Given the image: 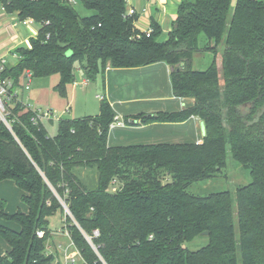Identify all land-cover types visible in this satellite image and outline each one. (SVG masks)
Returning <instances> with one entry per match:
<instances>
[{"label": "trees", "instance_id": "trees-1", "mask_svg": "<svg viewBox=\"0 0 264 264\" xmlns=\"http://www.w3.org/2000/svg\"><path fill=\"white\" fill-rule=\"evenodd\" d=\"M79 3L93 13L80 16L65 0H0L5 14L39 25L27 46L15 47L17 61L3 76L19 87L25 71L33 79L58 75L56 90L64 94L76 71L93 80L109 70L164 65L174 97L191 103L143 115L130 126L197 117L204 136L201 143H113L108 126L115 113L106 100L95 116L60 120L50 136L14 103L11 130L0 121V182L11 181L22 192L24 207L12 214L0 210V220L18 227L0 223L8 247L0 264L54 263L46 252L49 218L62 209L53 190L72 216L67 230L85 264H264V0H181L164 40L153 21L151 35H141L125 0ZM202 37L213 42L206 48L213 59L197 71L191 61ZM226 146L251 182L234 201L228 192L189 194L194 181L224 168ZM84 170L95 173L94 189L82 183ZM204 233V247L184 248Z\"/></svg>", "mask_w": 264, "mask_h": 264}, {"label": "rangeland", "instance_id": "rangeland-1", "mask_svg": "<svg viewBox=\"0 0 264 264\" xmlns=\"http://www.w3.org/2000/svg\"><path fill=\"white\" fill-rule=\"evenodd\" d=\"M80 16H89L93 12L88 11L82 7L78 2L75 6ZM15 18L10 19L3 25L4 32L0 41V60L6 61V66H13L17 58L13 55V50L18 46H27L29 39L34 37L37 33L39 25L32 23L30 25H22L18 23ZM163 26V25H162ZM1 30V28H0ZM1 32V31H0ZM166 35L160 36V40H164ZM3 41V42H2ZM204 37L201 38L198 44V51L193 54L191 61V68L197 71L205 70L213 59V53L206 49L208 44L211 46L213 42L206 43ZM2 44V45H1ZM220 55L223 50V45L217 49ZM82 80H87L81 71L75 72L74 82L76 84H68L65 87L64 94H59L56 90V85L59 82L58 75H52L46 78H35L32 80L30 90L20 94V98L29 102L32 106L50 109L54 113H60L66 107L70 108V113L65 115L64 119L76 120L84 117L95 116L99 110V100L96 98L100 95H106L104 91V79L101 76H96L93 80H88L87 86H82ZM109 86L113 95L116 98H121L125 101L127 107H130L134 113L145 112L149 114L152 110L153 103L160 102L161 100L169 99L174 96L171 89L170 77L162 71L155 73H148L137 77H125L114 72H106L105 75V88ZM127 98V99H126ZM178 101L189 102L188 98H177ZM147 102V103H146ZM125 106V107H126ZM116 114V113H115ZM143 114L129 116L124 119L138 120ZM197 118V117H195ZM196 139L201 140L202 135L199 127L200 120H196ZM47 132L53 136L57 132V122L46 124ZM132 127L117 130L110 135V141L115 143L130 144L137 142H177V141H191L194 133H186V131L173 130L170 127L155 126L149 128L144 133H134ZM175 129V128H174ZM140 131V130H138ZM140 138H137V137ZM188 138V139H186ZM113 139V140H112ZM136 141V142H135ZM113 142V143H114ZM82 183L88 189H94L96 186V175L93 171L84 170L79 172ZM251 182L249 171L238 164L231 156L229 147L226 146L225 153V166L224 168L213 177L194 181L187 189V192L196 197H206L210 194L228 192L234 201L235 192L246 186ZM113 192V191H111ZM11 202L5 203L4 200L0 201V210L14 211L15 204L19 201L20 191L17 188L9 194ZM20 206L24 207L20 202ZM233 220L235 238H238L237 216L235 210V202L233 203ZM11 224V223H8ZM64 226L62 213L57 212L49 218V229L51 232L57 231ZM12 228L17 229V225L11 224ZM208 243V237L200 235L193 240L186 242L184 248L189 251H196L204 247ZM6 250V243L0 238V253L4 254ZM0 254V255H2ZM76 264H81L76 261Z\"/></svg>", "mask_w": 264, "mask_h": 264}, {"label": "crops", "instance_id": "crops-1", "mask_svg": "<svg viewBox=\"0 0 264 264\" xmlns=\"http://www.w3.org/2000/svg\"><path fill=\"white\" fill-rule=\"evenodd\" d=\"M181 0H154L151 3L146 2L145 0H128V7H132L136 10V12H141V10L144 8L146 11L144 13H141L138 17L136 22L134 23L136 29L139 32H143L149 27H151V22H155L161 29L162 35L165 34L167 36V33L172 29V25L176 19V14H177V7L179 5ZM16 15H7L4 13L2 8L0 7V41L2 38H6V35L4 32L5 27H3L2 24L6 23L8 21V18L13 19L15 18ZM163 25V26H162ZM26 26V25H25ZM152 28V27H151ZM3 42V41H2ZM2 45V44H1ZM13 53V52H12ZM14 55V54H13ZM9 67V66H7ZM162 71L164 74L165 72L167 75H169V68H167L164 65H158L155 67H150V68H145L142 70H130V71H116V70H109L107 72H114L119 75H123L125 77H137V76H142L148 73H155ZM106 75V73H105ZM105 75H104V91L106 92V95H102L104 97V100L108 101L110 106L112 107V110L114 113L117 115H120L123 119L124 117L127 118L129 116L137 115V114H143V115H152L158 112H176L181 110L183 107H186L188 104L191 103V99L189 102H185L186 99H183L182 102L178 101V99L174 96L169 97V99L161 100L160 102L153 103L152 110L150 111L149 114H146L145 112H138L136 114H133L134 112L130 110V107H127L125 104V101L121 98H116L113 95V92L107 86L105 88ZM84 81V80H82ZM97 97V95H96ZM127 99V98H126ZM147 103V102H146ZM126 106V107H125ZM129 121H134L133 119H125ZM197 118L191 117L188 120L177 123V124H164V125H153V126H142L138 128H133L135 131L134 133H144L146 132L149 128L155 127V126H162V127H170L173 130H180V131H186V133L193 132L194 137L192 138L191 141H177V142H143V143H201L202 138L204 136V127L202 122L200 121L199 127L201 131L202 138L201 140L196 139V127L198 126L196 123ZM131 127V126H130ZM129 128V127H128ZM131 128V129H132ZM175 128V129H174ZM140 130V131H138ZM117 131V130H116ZM115 132V131H114ZM112 135V134H111ZM137 137V136H136ZM140 138V137H137ZM188 139V138H186ZM113 140V139H112ZM114 140H117L114 138ZM113 140V142H114ZM16 186L11 182V181H2L0 182V201L4 200L5 203L8 201L11 202L10 200V192L11 190L13 191ZM18 189V188H17ZM19 190V189H18ZM20 191V190H19ZM22 195V192L20 191V196H19V201L15 204V209L14 211H4L6 214H12L15 212V210L20 207V197ZM0 223L5 224L6 226L11 227V224L5 223L2 220H0ZM15 229V228H13ZM60 242H63L62 239H60L57 236L51 237V243L57 244ZM8 247L6 245V250L4 254L7 252ZM2 254V253H0Z\"/></svg>", "mask_w": 264, "mask_h": 264}, {"label": "built area", "instance_id": "built-area-1", "mask_svg": "<svg viewBox=\"0 0 264 264\" xmlns=\"http://www.w3.org/2000/svg\"><path fill=\"white\" fill-rule=\"evenodd\" d=\"M68 5L76 6L79 0H65ZM148 3L153 2L154 0H145ZM126 2V11L129 16L138 17L141 13H144L146 10L143 8L141 12H136V10L132 7H128L127 3L128 0H125ZM15 20H18L17 17H15ZM18 23H21L22 25H30L33 23L31 19H26L24 21H19ZM153 29L149 27L143 32H140L142 36L149 37L152 33ZM137 37H140L138 35ZM15 56V55H14ZM16 57V56H15ZM6 61L0 60V121L3 123V125L11 130V121L9 120L10 115V108L14 103H19L25 111L29 112L30 115V123L33 126H38L41 124H51L54 122H59L60 120L64 119L63 117L70 113V108L66 107L63 111L60 113H54L50 109L42 108V107H36L32 106L29 102V99L24 100L20 98V94L27 92L30 90L31 84H32V74L29 71H25L21 75V82L19 87H14V82L10 77L3 76V72L6 68ZM73 84H76L75 82ZM82 86H87L88 80L82 81ZM99 101L104 100V97L102 95L96 97ZM132 121L123 119L120 115L115 114L113 117L112 122L108 126V133L111 134L116 130L120 129H126L130 127V123ZM112 184H114L112 182ZM109 191H115V188H110ZM54 195L58 199L61 209H62V216H63V222L64 226L54 232L50 231V237L47 241L46 245V252L50 253L54 256V263L53 264H76V261H79L81 264H85L83 261L79 251L75 248L73 242L71 241L69 232L67 230L66 225V218H69L72 222V216L67 208L66 203L64 200L60 197H58L54 190ZM36 236L38 238H42L44 236L43 231H37ZM57 236L60 239H62L63 242L53 244L51 243V237ZM92 237H98V231H93ZM89 245L91 246L93 251H96V247H94L91 243V237H86Z\"/></svg>", "mask_w": 264, "mask_h": 264}, {"label": "water", "instance_id": "water-1", "mask_svg": "<svg viewBox=\"0 0 264 264\" xmlns=\"http://www.w3.org/2000/svg\"><path fill=\"white\" fill-rule=\"evenodd\" d=\"M174 27H175V25H174ZM207 233H204L203 235H206Z\"/></svg>", "mask_w": 264, "mask_h": 264}]
</instances>
